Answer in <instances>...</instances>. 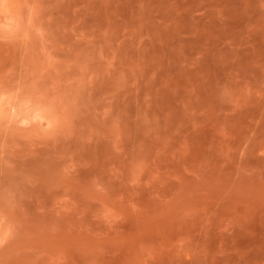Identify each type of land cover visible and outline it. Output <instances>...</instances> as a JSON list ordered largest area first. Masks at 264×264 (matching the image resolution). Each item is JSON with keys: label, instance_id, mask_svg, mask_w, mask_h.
<instances>
[{"label": "rangeland", "instance_id": "1", "mask_svg": "<svg viewBox=\"0 0 264 264\" xmlns=\"http://www.w3.org/2000/svg\"><path fill=\"white\" fill-rule=\"evenodd\" d=\"M0 264H264V0H0Z\"/></svg>", "mask_w": 264, "mask_h": 264}]
</instances>
